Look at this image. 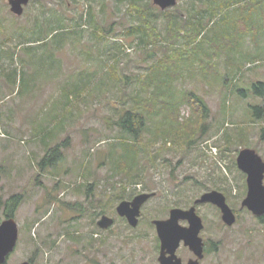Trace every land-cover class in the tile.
Here are the masks:
<instances>
[{"label":"rangeland","instance_id":"obj_1","mask_svg":"<svg viewBox=\"0 0 264 264\" xmlns=\"http://www.w3.org/2000/svg\"><path fill=\"white\" fill-rule=\"evenodd\" d=\"M133 1L136 9L130 7ZM208 1L178 0L175 8L162 11L152 0H33L18 17L8 0H0V165L5 163L7 170L4 177L0 174V202L16 194L22 198L12 217L18 241L6 264H158L152 221L165 218L173 207H189L211 190L226 197L236 222L227 227L217 208L197 207L204 224L200 236L215 246L200 264H264V228L241 208L247 189L236 166L244 148L254 149L264 161V14L236 28L230 21L233 11L226 10L227 16L218 11L207 38L219 41L222 26L230 21L232 53L216 47L220 56L205 65L195 63L203 61L201 49L192 47L181 55L183 78L171 77L167 100L171 121L176 120L172 133L179 137L174 143H152L142 134L147 149L137 183L116 174L108 160L110 148L125 156L128 145L117 136V122L132 104L134 90L139 91L137 76H145L165 54L161 43L140 45L141 18L153 25L149 33L164 37L165 17L173 14L207 24ZM58 21L69 31L48 33ZM91 25L103 29L99 36L104 39L95 38ZM31 38L45 44L35 50L18 47ZM206 53L212 54L211 49ZM113 64L119 81L109 74ZM11 70L19 74L8 88L2 73ZM76 88H82L77 101L69 96ZM189 93L207 106L205 120L194 113ZM142 94L146 100L150 96L149 91ZM165 108L157 109L160 116L154 122H167ZM42 127L51 134L58 129L48 146L62 145L54 168L38 166L47 151L32 135ZM130 158L120 163L128 164ZM144 192L155 197L143 205L137 227L131 228L115 209ZM101 215L114 220L107 230L96 225Z\"/></svg>","mask_w":264,"mask_h":264},{"label":"trees","instance_id":"obj_2","mask_svg":"<svg viewBox=\"0 0 264 264\" xmlns=\"http://www.w3.org/2000/svg\"><path fill=\"white\" fill-rule=\"evenodd\" d=\"M130 7L136 9V7L138 6L137 3L133 1ZM207 7L208 8L206 9H208L207 11L209 12V21H208L209 23L207 22V24H203L200 21H194V19H190V18L186 19L184 18V16L182 17L181 12L179 14H173L169 17H165L166 21H165L164 37L158 33L155 34L149 33L148 29L149 28L154 29L153 25L150 24L151 22L148 20V18H143V17L141 18V20H143L142 21L143 26L141 25L138 30H140L143 33V36L140 38V45L143 46L146 45L148 47L153 44L161 43L165 46L163 47L165 54L162 58H160L156 62V64L150 66V70L148 69V72L145 74V76L142 77L137 76V81L139 83V91L136 93V90H134L135 95L133 97L132 95L130 96L132 104L128 107L127 112H125L124 115L117 122V126L120 129L119 130L120 135L117 136L123 138L125 140V143L128 145L126 148L123 147L124 148L123 153H125V156L119 155L117 153V150H114L112 148H110L109 150V155L111 154V156L108 158V160L111 162L112 165L114 164L113 165L114 171H116V174H118L119 172L122 173L126 178H129L130 180L127 181L131 182V184L137 183L139 177L143 172V165L141 163L143 157H145V151L147 148L145 144L142 143V139L144 138L142 134H147L149 140H151L152 143H155L160 140H164V143L166 142L174 143L173 138H175V136L179 137L177 134L172 133V131L176 129L175 126L176 120L171 121L172 115L170 116V112L168 111L167 107L169 106V103L167 100L169 96L168 88L171 87V85L173 84L171 83L173 80L171 77L176 76V80L182 77L183 61L180 62V58H182L181 55L185 56L189 48L192 47H195L197 50L201 49L199 52L200 55L198 56L199 57L201 56L203 61H195V63L197 64L202 63L205 65L206 63H209L208 62L209 59L212 60L214 57L216 58L220 56V55L218 56L217 52L215 51L216 47H220L222 49V53H227V54L228 52L232 53V51L230 50V46H231L230 43L234 39L230 33L227 34V28H229L232 25L231 22L236 23V28H239V26L245 27L247 26L246 24L248 22L253 21V19L251 20L249 17L252 16L256 17L257 15L260 16L264 14L259 12V11L264 12L263 0H251L250 5L248 7H243V8L224 7V6H220L219 4L215 5L214 3H210ZM226 10L229 12L233 11L234 14L232 18H234V20H230L231 22L226 21L224 23L222 29H224L225 33L221 34V39L219 41H214L215 39L214 36L207 38V32H208L207 29L211 28L214 25V23L212 22L215 21V19L218 17L217 16L218 11L224 12V16H227ZM244 14L246 18L245 17L243 18ZM57 23H58L57 26H51L49 28L48 33L53 34L55 32L57 33L62 32L65 34L67 31H69L68 26L63 24L62 21L60 22L58 21ZM144 27L146 28V30ZM91 28H93L96 36L95 38L97 40L101 36V35L99 36V34L104 33L103 29L98 26L95 27L91 25ZM245 33H246V28H245ZM108 34L109 33L107 32L105 36L108 37ZM101 39H104L103 35L101 36ZM97 40L95 43L96 45L98 44ZM181 41H183V43H180ZM204 43L207 44L206 48H203ZM44 44L45 43L40 39L31 38L30 41L22 43L18 47L20 49L35 50L37 46ZM209 48L211 49L212 54L206 53ZM150 56H152V54ZM8 58L12 60L13 56L11 54H8ZM200 68L202 69L204 68V66L201 65ZM108 71L111 77H113L118 81L120 80L117 75V68L115 64L110 65L108 67ZM18 74L19 71L17 70H11L8 73L3 72L2 75L5 78L4 79L5 80L4 84H6L5 86H7L8 88L11 86L13 88ZM125 79L128 81V78L126 76ZM256 87L261 88L263 86L262 84H259ZM81 90L82 88H76L75 93L70 94L69 96L70 97L73 96L77 101L81 96ZM146 91L150 92V96L147 100L144 97H142L143 95L142 93H146ZM187 96L189 98L188 101L193 100V102H195L196 107H193L194 113L198 115L199 118L203 117V119L205 120L207 118L208 110L203 100L195 96L193 93H189L187 94ZM69 101L70 98H68L67 103ZM185 104H187V102ZM162 105L163 107H166L165 109H167V116H166L167 122L164 123V120L163 121L161 120L162 122L161 121L159 122V120H156L154 122L153 119L160 116L157 109L162 111L163 109ZM254 109L255 111L256 110L259 112L261 111V109L258 107H255ZM151 122L153 123L151 124ZM202 127H204V124L199 126L197 132L202 130ZM57 130L53 128L51 130L53 131V134H51L47 128L44 127L36 128V130L32 135L33 140L42 144L45 147V150L47 151L45 156L38 163L40 169L54 168L61 160L60 147L62 145L58 144L52 148L48 147L50 141L54 139V132H57ZM260 135H261V139L264 140V128L261 130ZM187 143H190V139H188L185 142V144ZM128 155L132 156V158L129 159L130 160L129 163L128 164L120 163L121 158L126 159V161H128L127 159ZM133 156H135L136 158H134ZM0 167H2V165H0ZM88 186L89 185H87V187ZM86 195H88V191ZM21 199H22L21 196L16 194V195H12L3 203L0 202V210L2 211V213L6 218H11L14 216L20 204ZM102 213L103 211L99 212V214ZM258 220L264 228V217L258 218Z\"/></svg>","mask_w":264,"mask_h":264},{"label":"water","instance_id":"obj_3","mask_svg":"<svg viewBox=\"0 0 264 264\" xmlns=\"http://www.w3.org/2000/svg\"><path fill=\"white\" fill-rule=\"evenodd\" d=\"M33 0H8L11 13L21 16L24 8ZM154 4L165 10L176 5L177 0H153ZM236 165L240 172L246 176L247 192L241 202V208H245L255 217L264 216V161L255 150L244 148L237 155ZM154 193H143L135 196L131 201H122L116 207L119 217L125 218L132 228L137 227L141 213V207L151 199ZM209 203L217 207L221 212L222 222L231 227L236 222V216L226 202L225 196L216 191L202 194L195 200L194 204ZM180 220H187L188 227L179 225ZM113 224V219L103 215L97 221V226L108 229ZM152 224L156 228L157 237L161 243V254L158 260L160 264H180L176 259L175 251L180 242L197 257L196 260L189 261L188 264H199L203 258V242L199 233L203 229L201 218L196 215L195 208L185 211L179 208L170 210L167 220H154ZM18 240V226L13 218L0 222V264H5L8 256L14 251ZM167 250V252H165ZM166 253H169L172 260H165ZM176 259V260H174ZM21 264H30L23 262Z\"/></svg>","mask_w":264,"mask_h":264},{"label":"flooded vegetation","instance_id":"obj_4","mask_svg":"<svg viewBox=\"0 0 264 264\" xmlns=\"http://www.w3.org/2000/svg\"><path fill=\"white\" fill-rule=\"evenodd\" d=\"M178 2V0H177ZM203 3H207V1H204ZM210 3H214L215 5L216 4H219L220 6H224V7H232V8H240V7H248L251 3V0H209L208 1V5ZM152 4L154 7L160 9V7H158L157 5L154 4L153 0H152ZM166 10H170V9H166ZM166 10H163V11H166ZM182 15V14H181ZM183 17V16H182ZM2 139L4 138V136L1 137ZM6 164L3 163L2 167H0V174L4 177L6 175ZM140 195V194H138ZM137 196V195H135ZM134 196V197H135ZM134 197H132L131 199H129L128 201H131ZM198 199V198H197ZM196 200V199H195ZM195 200L193 201V204L190 205L189 207H183V208H180V207H175V208H179V209H182V210H189L191 209L192 207L195 208V213L196 215H198L197 213V207L199 205H195L194 202ZM203 205V204H202ZM211 205V204H210ZM174 208V207H173ZM171 208V209H173ZM168 210V213H167V216L163 219H158V220H167L170 216V210ZM219 210V209H218ZM220 212V210H219ZM0 213H1V210H0ZM2 214V213H1ZM0 214V215H1ZM221 214V213H220ZM199 216V215H198ZM5 217V216H4ZM200 217V216H199ZM201 218V217H200ZM4 219H7L6 217ZM4 219H1V216H0V221H3ZM126 221L125 218H122ZM202 220V218H201ZM153 222V221H152ZM202 224H203V221H202ZM179 225L182 226V227H188L189 226V222L187 220H180L179 221ZM154 230H155V233H156V237H157V232H156V228L154 225H152ZM203 228H204V224H203ZM203 230V229H202ZM201 230V231H202ZM201 232L199 233V237L202 239V242H203V258H205V256L207 255L208 252H213L215 250V246L211 243V245L203 238L200 236ZM157 243H156V257H155V260H157V263H159V259H160V254H161V243L157 237ZM165 252H167V250H165ZM175 256H176V259H178L180 261V264H188L189 261L191 260H196L197 257L194 255V253L190 250L189 247H186L184 245L183 242H180L178 248L176 249L175 251ZM203 258L201 260H203ZM165 260H172L170 258V255L169 253H166L165 257H164ZM174 259V260H176ZM200 260V261H201ZM200 261H199V264H200ZM25 262H29L30 264H32V261L31 260H26ZM7 263V260L5 262V264Z\"/></svg>","mask_w":264,"mask_h":264}]
</instances>
